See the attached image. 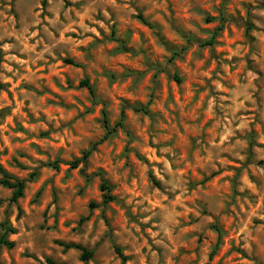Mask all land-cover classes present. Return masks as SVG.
<instances>
[{
	"label": "rangeland",
	"instance_id": "1",
	"mask_svg": "<svg viewBox=\"0 0 264 264\" xmlns=\"http://www.w3.org/2000/svg\"><path fill=\"white\" fill-rule=\"evenodd\" d=\"M261 13L264 0H0V167L25 180L15 202L0 185V224L14 229L3 249L17 248L20 225L67 256L41 252L44 264H264ZM104 117L120 121L107 138ZM161 148L181 161L163 154L177 184L168 192L143 172L163 166ZM137 201L156 215L143 222ZM85 229L91 248L65 240ZM36 260L25 247L5 264Z\"/></svg>",
	"mask_w": 264,
	"mask_h": 264
},
{
	"label": "clouds",
	"instance_id": "2",
	"mask_svg": "<svg viewBox=\"0 0 264 264\" xmlns=\"http://www.w3.org/2000/svg\"><path fill=\"white\" fill-rule=\"evenodd\" d=\"M51 2H52V0H49V4H51ZM217 2H218V0H217ZM234 2L236 3V6L239 7L241 0H234ZM244 2L252 3L253 0H244ZM59 6H60V0H57V8H59ZM261 14L264 15V13H261ZM64 15L67 19L68 18L67 17V11L64 12ZM241 15H243V10H241ZM33 23H39V21L34 20ZM49 23L52 25H56L58 23V21L54 18L53 20L49 21ZM100 26L103 27L102 24ZM193 30H195V29H193ZM88 31H92V29H88ZM33 35H34V33H33ZM4 47L7 48V47H10V45H4ZM205 74H207V73H205ZM248 86L251 87L250 85H248ZM244 98L248 99L249 97L245 96ZM208 104H209V108H210L211 107V101H209ZM229 118L233 121H235L237 119L233 115H230ZM221 139H223V137H221ZM218 151H224V149H218ZM160 152H161V164L163 166L160 167L159 170L157 171L155 168H152V165L150 162L148 165L143 166V172H147L149 170L156 172L157 178L159 179L162 187L164 188V190L166 192H168V191H170L168 185H171L172 189H175L177 187V184L175 182L174 173L168 167L169 161L164 159L163 154L165 152L168 153V156L171 158V163L173 164L174 167L178 166L181 163V161L176 156V154L172 151L171 148H161ZM240 158L243 159V157H240ZM151 159L154 160L155 157H152ZM165 174L169 175L170 178L168 180L164 179ZM244 184H247V181H244ZM244 184L238 186V191H243ZM147 187L150 188L151 186L149 185ZM249 187H250V185H249ZM182 193H183V189H182ZM237 202L239 203L240 201L238 200ZM136 203H137V205L140 206V210L142 212H148L149 213L148 216L144 217L143 222H147L148 220L151 219L152 216L156 215V213H153L149 207H147L146 205L143 204V201H137ZM6 206L7 205H0V222H2V220H3V209ZM12 214L13 215L15 214V208L12 209ZM174 215H178V214L174 213V212H170L168 214V216L166 217V219H169ZM174 224H175V221H173V225ZM18 227L20 228V231L17 234V236L14 237V239L17 240V248L14 249L11 253H9V252H7V250L3 249L2 246H0V264H5V262L8 261L9 255L15 256L19 251H22L25 247H27L30 252L36 253L37 260L33 261L32 264H44V258L40 254L41 252H44L48 255H52L54 252L57 257H61V249H59L55 245H51L47 239H39V240L37 239L41 235L39 232H37L36 230L31 229V228L28 232H24L22 226L18 225ZM157 227H158V229H162L163 225H157ZM170 227H171V225H170ZM207 234L211 235L210 233H207ZM238 234L239 233L236 232V229L233 228V236L231 237V239L233 240L234 243H236L235 237ZM151 235H156V234L152 233ZM65 240H74L77 243L88 245L89 248H91V245L97 240V235L96 234H90L88 229H85L83 233L70 234L69 236H66ZM101 247H104V245H101ZM204 247L207 250V247H208L207 242H206ZM224 247H228V245L225 244ZM243 247L247 248V241H245V244L243 245ZM61 258L67 259V256H63ZM89 264H91V262H89ZM96 264H103V258L100 256H97L96 257ZM179 264H183V261H180ZM201 264H203V261H201ZM211 264H215V262L213 261V262H211Z\"/></svg>",
	"mask_w": 264,
	"mask_h": 264
},
{
	"label": "trees",
	"instance_id": "3",
	"mask_svg": "<svg viewBox=\"0 0 264 264\" xmlns=\"http://www.w3.org/2000/svg\"><path fill=\"white\" fill-rule=\"evenodd\" d=\"M139 18L143 21L141 16H139ZM249 27H250V25L247 28H249ZM209 42H212V38L209 40ZM64 61L66 63H70V64L73 63L68 58L64 59ZM175 79L178 80V77H175ZM80 86L85 87L88 90V93L91 96H94L93 86L88 82L87 79L81 80ZM136 110L143 111L144 109L142 107H140ZM103 124H104V127L106 128V133L104 134L103 138H107V136L115 129V127L120 125V121H117L116 123H114L113 126L110 128L106 117H104L103 118ZM91 149H92V147L88 148L86 151H84L82 153V156L80 158L72 160L70 162L71 167H76L78 163L85 162V160L88 157ZM51 166H53L55 168L57 166L56 162H52ZM0 185L4 186L6 188H9L11 190L10 201L15 202L19 197L22 196L23 190L25 188V180L13 177L11 174L6 172L2 167H0ZM100 189L102 191L103 203L111 201L114 199V197L110 194L111 188L104 178H101ZM93 206H95V205L93 203H90V207H93ZM0 225L4 226V231L0 235V246L5 247V248H12L14 245V242L11 240H8L6 234H7V232H14V229L7 222H3ZM59 244L62 245L63 248L72 247V248H76L77 250H79L80 251V258L82 260H87L92 256L91 250H88L79 244L63 243V242H59ZM214 249H215V246H214L213 250ZM115 250L117 252H119L117 247H115ZM49 262L51 264H60V263H53L52 261H49Z\"/></svg>",
	"mask_w": 264,
	"mask_h": 264
}]
</instances>
